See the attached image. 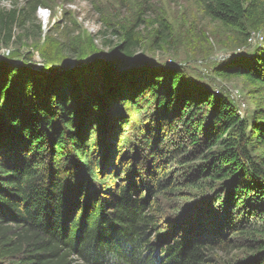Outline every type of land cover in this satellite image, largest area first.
I'll list each match as a JSON object with an SVG mask.
<instances>
[{"label":"trees","instance_id":"1","mask_svg":"<svg viewBox=\"0 0 264 264\" xmlns=\"http://www.w3.org/2000/svg\"><path fill=\"white\" fill-rule=\"evenodd\" d=\"M200 4L241 46L264 32V0ZM37 6H0L6 44ZM156 23L155 40L169 42L170 23ZM138 27L107 42L116 67L92 59L103 83L50 49L49 71L34 69L33 52L0 66V264H217L211 253L228 245L242 250L234 264H264V106L244 117L181 68L140 61ZM251 54L219 74L264 88V44ZM118 118L131 132L111 141ZM177 161L198 163L179 179ZM186 187L198 194L172 225L157 198Z\"/></svg>","mask_w":264,"mask_h":264},{"label":"rangeland","instance_id":"2","mask_svg":"<svg viewBox=\"0 0 264 264\" xmlns=\"http://www.w3.org/2000/svg\"><path fill=\"white\" fill-rule=\"evenodd\" d=\"M26 1L0 0V6L8 10L15 6L22 7ZM28 1L38 5L36 13L28 15L26 25L15 28L9 44L0 36V61L6 60L12 53L22 55L33 52V62L41 65L42 50L50 49L57 60L61 59L63 63H75L77 66L78 60L88 63L92 68L93 79L103 83L100 70L106 66L104 63H94L92 59L99 56L97 60L108 61V69L116 67L117 63L110 57L113 48L107 42L118 41L115 30L139 24L137 31L142 43L136 55L140 61L181 68L196 85L227 95L244 117H251L256 109L264 106V88L253 85L244 77L225 78L219 74L223 67L227 68L239 58L261 49L264 32H254L249 43L241 46L219 22L203 13L200 0ZM159 18L166 19L172 27V37L167 43L154 38ZM58 65L59 62L50 64L51 67ZM122 69L127 70L129 66ZM114 122L108 130L109 140L112 141L115 134L119 140L124 131L131 132L130 127L122 131L124 127L121 119H115ZM179 162L173 163L170 170V175L174 174L179 179L187 174L188 168L198 163ZM190 192L193 196L198 194L195 189L186 187L156 197L163 212L162 217L165 220L171 218L170 224L184 218L175 209L179 205L184 208L186 205L191 206L190 202L183 199L191 196ZM184 212L185 216L190 214L187 209ZM228 247L211 253L216 257L217 264H234L240 258L242 250Z\"/></svg>","mask_w":264,"mask_h":264},{"label":"water","instance_id":"3","mask_svg":"<svg viewBox=\"0 0 264 264\" xmlns=\"http://www.w3.org/2000/svg\"><path fill=\"white\" fill-rule=\"evenodd\" d=\"M17 64H23V61H22V60H16V61H14V62H12V61H7V60H2V61H0V66H2V67H10V66H12V65H17ZM30 64H33L34 69H36V70H38V71H49V70H48V67H46V65H44V64L37 65V64H35L33 61L30 62ZM71 64H72V65H71ZM73 64H74V65H73ZM66 65H67V66H66L67 68H68V67H69V68H74V67L77 66L75 63H70V62H67Z\"/></svg>","mask_w":264,"mask_h":264},{"label":"bare ground","instance_id":"4","mask_svg":"<svg viewBox=\"0 0 264 264\" xmlns=\"http://www.w3.org/2000/svg\"><path fill=\"white\" fill-rule=\"evenodd\" d=\"M48 18V17H47Z\"/></svg>","mask_w":264,"mask_h":264}]
</instances>
